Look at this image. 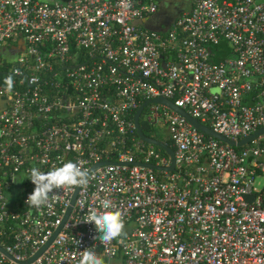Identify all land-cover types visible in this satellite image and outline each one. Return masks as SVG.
<instances>
[{"label": "built area", "instance_id": "1", "mask_svg": "<svg viewBox=\"0 0 264 264\" xmlns=\"http://www.w3.org/2000/svg\"><path fill=\"white\" fill-rule=\"evenodd\" d=\"M164 2L0 0V264H79L86 249L104 264H264V132L232 147L150 104L139 122L168 131L164 171L144 166L171 161L134 123L163 98L234 143L263 129L264 0H192L147 26ZM66 161L89 183L29 207L30 169ZM105 199L126 232L106 246L83 222Z\"/></svg>", "mask_w": 264, "mask_h": 264}, {"label": "clouds", "instance_id": "2", "mask_svg": "<svg viewBox=\"0 0 264 264\" xmlns=\"http://www.w3.org/2000/svg\"><path fill=\"white\" fill-rule=\"evenodd\" d=\"M10 82V81H9ZM91 178L90 170L83 168L79 162L66 161L60 166L47 172L37 167L29 171L28 179L34 184L33 192L27 197L25 203L32 208L40 209L47 206L50 196L58 190L85 187ZM113 209V202L105 199L100 207L90 208L83 222L93 224L96 229V239L104 246L126 235L125 223L121 213ZM79 264H104L101 256L94 249L80 252Z\"/></svg>", "mask_w": 264, "mask_h": 264}, {"label": "water", "instance_id": "3", "mask_svg": "<svg viewBox=\"0 0 264 264\" xmlns=\"http://www.w3.org/2000/svg\"><path fill=\"white\" fill-rule=\"evenodd\" d=\"M150 104H161V105H164L166 107H168L169 109L175 111L176 113L180 114L181 116H183L189 123H191L197 130L203 132L204 134L208 135V136H211L213 138H216L220 141H223L229 145H231L232 147H241L243 145H245L246 143H248L250 140H252L254 137H256L258 134L260 133H263L264 132V128L261 129L259 132H257L255 135H252L251 137L247 138V139H244L238 143H234V142H231L230 140H227L225 137L219 135V134H216L215 132H213L211 129L203 126L202 124H200L198 121H196L195 119L191 118L186 112H184L182 109L174 106V104L169 101V100H166V99H163V98H157V99H154V100H150V101H146L144 102L139 108L138 110L136 111L135 115H134V123H135V127H136V130H137V134L138 136L143 140L145 141L146 143L148 144H151V145H154L156 147H159L161 148L170 158V161H171V164L168 166V167H165V168H160V167H157L155 165H150V164H144L145 167H150L154 170H164V171H173L174 169V164H175V159H174V152L173 150L165 143L163 142H160L156 139H153V138H149L147 136L144 135L143 131H142V128L140 126V122H139V118H140V115L141 113L143 112V110ZM76 192L77 190L75 191L74 195H73V198H72V201H71V205L73 204L74 202V199H75V196H76ZM71 210V207H69L64 219H63V222H65L69 212ZM58 231L55 232V234L52 236V238L50 239L49 243L53 240V238L55 237L56 233ZM48 243V244H49ZM46 247V246H45ZM45 247H43L30 261H32L34 258H36L38 255H40L42 253V251L45 249ZM0 251H2L3 253L6 254V252L0 248ZM29 261V262H30Z\"/></svg>", "mask_w": 264, "mask_h": 264}, {"label": "rangeland", "instance_id": "4", "mask_svg": "<svg viewBox=\"0 0 264 264\" xmlns=\"http://www.w3.org/2000/svg\"><path fill=\"white\" fill-rule=\"evenodd\" d=\"M170 9L173 13L180 8V6L176 3L169 4ZM148 111L145 110L144 114H146ZM140 123L143 124V128L145 129V134L153 139H159L163 142L170 144V136L166 129H163L161 125H150L149 123H146L144 120V116L141 118ZM115 264H119V262H116Z\"/></svg>", "mask_w": 264, "mask_h": 264}, {"label": "crops", "instance_id": "5", "mask_svg": "<svg viewBox=\"0 0 264 264\" xmlns=\"http://www.w3.org/2000/svg\"><path fill=\"white\" fill-rule=\"evenodd\" d=\"M41 1H46V2L48 1V2H50L52 0H41ZM182 1L183 0H165L164 4L162 5V7H161V9L159 11L161 13H159L158 15H156L157 17L154 16L150 21H148L147 22V26L149 25V27H152V23H153V21L155 19H157V20L160 19L161 20L163 18V16L165 15V13H166L165 10H167V11L168 10H171L170 9V6H169V4H171V3H176V4H178L180 6V8H178L175 11V13H173V12L171 13L172 19H174L176 16H178L181 13H184V12L189 11L190 8H191V1L190 0L188 2L185 1L183 4H180Z\"/></svg>", "mask_w": 264, "mask_h": 264}, {"label": "flooded vegetation", "instance_id": "6", "mask_svg": "<svg viewBox=\"0 0 264 264\" xmlns=\"http://www.w3.org/2000/svg\"><path fill=\"white\" fill-rule=\"evenodd\" d=\"M185 1H189V0H183L180 4H183ZM190 1H192V0H190ZM166 11V13H165V15L163 16V18L160 20V19H155L154 21H153V23H152V27L153 28H158V27H160L162 24H169L171 21H172V15H171V13H172V11L171 10H165ZM159 13H161V12H158L156 15H158ZM155 15V17H157Z\"/></svg>", "mask_w": 264, "mask_h": 264}, {"label": "trees", "instance_id": "7", "mask_svg": "<svg viewBox=\"0 0 264 264\" xmlns=\"http://www.w3.org/2000/svg\"><path fill=\"white\" fill-rule=\"evenodd\" d=\"M140 126H141V128H142V131H144V132H145V129L143 128V124H141V123H140ZM144 132H143V133H144ZM144 134H145V133H144ZM167 144L170 146V144H169V143H167Z\"/></svg>", "mask_w": 264, "mask_h": 264}]
</instances>
